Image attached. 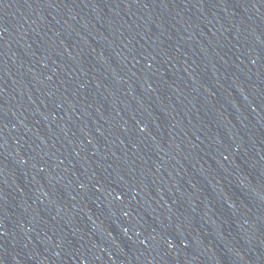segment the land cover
<instances>
[{"label": "water", "instance_id": "water-1", "mask_svg": "<svg viewBox=\"0 0 264 264\" xmlns=\"http://www.w3.org/2000/svg\"><path fill=\"white\" fill-rule=\"evenodd\" d=\"M0 264H264V0H0Z\"/></svg>", "mask_w": 264, "mask_h": 264}]
</instances>
